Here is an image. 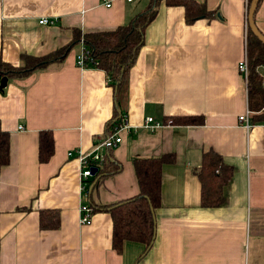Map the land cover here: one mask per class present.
<instances>
[{
	"label": "crops",
	"instance_id": "0c3cea01",
	"mask_svg": "<svg viewBox=\"0 0 264 264\" xmlns=\"http://www.w3.org/2000/svg\"><path fill=\"white\" fill-rule=\"evenodd\" d=\"M151 1L110 0L106 8L101 0H0V60L20 67L22 54L44 57L76 35L126 26ZM195 1L220 19L187 24L183 8L160 3L121 108L105 72L77 66L82 40L62 62L7 78L0 90V128L10 137L9 163L0 171V264H264V125L246 129L238 121L249 110L237 69L246 54L247 0ZM43 19L48 24L40 25ZM254 20L264 36V0ZM259 72L264 76V67ZM117 114L126 116L125 128L123 119L114 123ZM187 117L202 122L172 123ZM148 118L161 127L143 129ZM116 130L121 144L99 151L105 171L80 184L79 154ZM40 132L53 138L45 164L38 161ZM209 152L232 173L224 202L204 207L196 171ZM135 159L163 160L155 240L148 250L125 242L118 253L110 214L95 211L82 226L80 206L137 196ZM41 211L58 212V229H40Z\"/></svg>",
	"mask_w": 264,
	"mask_h": 264
},
{
	"label": "trees",
	"instance_id": "16d2710c",
	"mask_svg": "<svg viewBox=\"0 0 264 264\" xmlns=\"http://www.w3.org/2000/svg\"><path fill=\"white\" fill-rule=\"evenodd\" d=\"M250 1L247 0V8ZM162 2L167 7L183 8L187 24L199 20L220 19L218 11H209L204 4L195 0H152L147 10L137 15L126 26H121L113 31L87 34L83 37L76 35L74 42L70 45L44 57H31L22 54L20 67H11L0 60V80L5 77L8 79L25 78L32 73L46 69L52 64L62 62L73 46L82 40L90 61L88 66L102 70L111 78L115 91V101L118 108H121L125 100L128 72L143 46L144 31L155 18ZM260 2L261 0L258 2L256 10ZM246 55L249 69L247 80L248 108L252 112L250 121L256 125L264 122V76L259 72V68L264 67V46L249 30H247L246 38ZM120 119H122L121 114H117L114 123L121 121ZM201 122V118L195 117L178 118L172 121L173 124L182 125L200 124ZM9 147V134L0 128V171L9 163ZM53 153L54 145L51 133L40 132L38 161L41 164L47 163ZM105 161L94 176L98 177L105 171ZM162 165L163 160L161 159H135L133 166L139 194L134 198L110 206H89L93 212L102 211L110 214L113 225L112 247L116 252H121L125 242L140 243L148 248L154 228L150 209L152 208L154 211L160 205ZM110 173L112 171L108 172V174ZM231 173V168L223 163L220 156L212 152L204 154L202 165L196 171L202 186V206H219L224 202L223 189L230 180ZM39 216L41 230L58 229L59 214L57 211H41Z\"/></svg>",
	"mask_w": 264,
	"mask_h": 264
},
{
	"label": "built area",
	"instance_id": "2783aa9c",
	"mask_svg": "<svg viewBox=\"0 0 264 264\" xmlns=\"http://www.w3.org/2000/svg\"><path fill=\"white\" fill-rule=\"evenodd\" d=\"M133 0H127V2H132ZM101 3L106 7V8H111L112 4L110 0H101ZM40 25H45L48 24L47 20L43 19L39 21ZM88 62V56L86 51L84 50L83 53L78 56L76 64L79 68H88V65H90ZM237 69L240 75L244 78L247 84L248 80V74H249V69H248V60H247V55L245 54L244 59H242L238 65ZM252 115V112L247 110L242 116L238 118V121L243 124V126L246 129H250L254 124L251 123L250 121V116ZM123 119V128L126 127V116L122 118ZM261 125H264V122L261 123ZM161 125L159 123H155L152 118H148L145 120L143 129L154 131L160 128ZM122 142L121 136L119 135V130H116L115 133H112L111 135L107 136L105 139H103L98 145L94 147V149L91 152L88 153H80L78 157V161L80 163V176H79V181L80 184H83L88 181L89 178L93 176L92 171L93 170H98L99 167L102 166V164L105 161V158L99 153L101 149L105 150H113L117 148ZM71 156V154H68ZM82 189L84 187L82 186ZM80 224L82 226L90 225L92 221V215L93 211L92 209L85 204H82L80 206Z\"/></svg>",
	"mask_w": 264,
	"mask_h": 264
},
{
	"label": "water",
	"instance_id": "95a60500",
	"mask_svg": "<svg viewBox=\"0 0 264 264\" xmlns=\"http://www.w3.org/2000/svg\"><path fill=\"white\" fill-rule=\"evenodd\" d=\"M258 2H259V0H251L250 1V5H249L248 10H247V28L251 32V34L264 46V36L260 33V31L256 27L255 20H254V16H255V13H256V8H257ZM7 81H8V79L6 77L2 78L0 80V90L4 89L6 87ZM96 172H97L96 170H93L92 174L94 175ZM92 188H91V190H92ZM150 210H151V213H152V216H153L154 228H153V236H152V239L150 241V244H149L147 250L151 248V246H152V244L154 243V240H155L154 211H153L152 208Z\"/></svg>",
	"mask_w": 264,
	"mask_h": 264
},
{
	"label": "rangeland",
	"instance_id": "374dc122",
	"mask_svg": "<svg viewBox=\"0 0 264 264\" xmlns=\"http://www.w3.org/2000/svg\"><path fill=\"white\" fill-rule=\"evenodd\" d=\"M263 111V110H262Z\"/></svg>",
	"mask_w": 264,
	"mask_h": 264
}]
</instances>
